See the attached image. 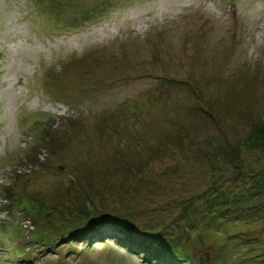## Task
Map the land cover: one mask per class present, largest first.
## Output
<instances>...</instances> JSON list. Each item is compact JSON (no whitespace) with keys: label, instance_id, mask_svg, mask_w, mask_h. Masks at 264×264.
<instances>
[{"label":"rangeland","instance_id":"rangeland-1","mask_svg":"<svg viewBox=\"0 0 264 264\" xmlns=\"http://www.w3.org/2000/svg\"><path fill=\"white\" fill-rule=\"evenodd\" d=\"M254 126L264 0H0V264H264Z\"/></svg>","mask_w":264,"mask_h":264},{"label":"trees","instance_id":"trees-1","mask_svg":"<svg viewBox=\"0 0 264 264\" xmlns=\"http://www.w3.org/2000/svg\"><path fill=\"white\" fill-rule=\"evenodd\" d=\"M250 137L252 140L259 142L261 146H264V129L260 128L259 126H254L253 130L250 132ZM247 176H249L250 180L253 182L255 186L252 187L253 189H255L256 191H260V193L264 192V170L257 169L256 171H251ZM113 214L114 213H112L111 211L110 212L105 211L97 215L95 220L89 222H91L94 225L93 228H95V226H102L104 224L108 226L120 227L119 226L120 223L121 227L127 230L123 232L124 237L123 235L121 236L122 241H119L120 243H123V241L126 240L125 244L124 245L121 244V246L129 251L131 247L136 246L138 248L139 254L143 251V255H142L143 258L145 259L148 258L150 260L153 258H157L156 259L157 264H181V263L192 264L191 261L188 260H179L182 259L178 248L179 245L177 243H175V245L173 244V242L176 241L169 242V240L162 235L158 236L157 238H152L150 240L141 238L140 235L142 234L135 233L136 231H134L135 229L133 228L134 226H130L127 223H123L122 221L116 220ZM36 216H39L38 212L36 213ZM100 240L102 241L103 239L100 238ZM90 241L91 239H87V242ZM166 242H168V244H165Z\"/></svg>","mask_w":264,"mask_h":264}]
</instances>
